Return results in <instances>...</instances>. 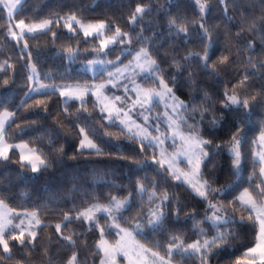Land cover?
Segmentation results:
<instances>
[{"label": "snow or ice", "instance_id": "6c2138e0", "mask_svg": "<svg viewBox=\"0 0 264 264\" xmlns=\"http://www.w3.org/2000/svg\"><path fill=\"white\" fill-rule=\"evenodd\" d=\"M215 2L221 6L224 18L231 21L233 17L229 15V7L235 10L236 0ZM23 3L24 0H0V19L6 16L8 21L7 24L0 25V31H4L7 38L15 41L21 52L15 63L10 62L11 57L0 63V76L4 77L0 86L7 87L10 83H15L19 65V70L27 73L26 80L29 84L24 95L33 102L29 104L22 101L15 109L0 105V163H18L22 170H30L32 174L38 175L62 160L65 155L64 146L53 147L55 141L51 137L47 140L46 151L41 146L44 137H39L36 141L13 143L9 134L12 125L16 124L21 108L36 115L41 109L45 114H50L49 102L52 96L58 94L63 111L59 113L56 122L63 126L64 122L68 121L69 131L78 137L76 151L70 159L75 160L85 154L90 157L107 156L127 160L145 174L137 177L134 187L129 189L127 195H110L104 203H101L99 198H95L91 203L85 202L86 206L59 213L62 218L54 225L45 223L40 218L38 209L18 213L10 207L8 197L0 193V262L11 261L19 250L34 252L41 230L54 227L55 233H49V247L45 250L46 264H53L55 259L51 253L53 235L56 237V243L62 244L66 249H74L60 264H86L80 259L78 247L79 235L83 233L64 234L68 223L75 220L86 224L88 232L99 233V238L91 248V264H97V257L98 264H173L176 257L180 258V264L185 260H192L193 264H211L213 256L232 246V241L238 238L236 229L241 226L248 227V235L253 237L251 246L246 247L241 256L229 264H257L258 261L259 264H264V123L259 135L252 141L253 170L249 176V187L243 188L231 200L223 198L232 190L247 158V153L243 150L245 125L249 123L254 107L258 104L264 105V85L252 91L250 83L253 78L264 77V60L252 55L241 59L243 50L237 47L234 54L233 45L229 43L224 45L215 60L212 59L215 54L216 33L221 27L217 24L213 28L208 24L207 17L212 0H190L194 13L198 14L197 18L189 19L177 13L167 19V39L175 37L173 44L177 40L188 43L193 36L202 44V51H189L183 57L165 51L167 68L161 66L159 47L152 43L163 33L154 31L151 37L143 35L146 30L145 17L154 11L151 3L136 4L127 17V31L115 21L87 22L75 11L64 15L52 13L38 21L35 18L31 21L27 18L16 19ZM261 3L264 5V0H261ZM170 7L171 5L167 8L161 5L155 12L166 14ZM241 20V31L235 36L229 34L228 39L238 40L246 26L254 36L259 33L260 40L264 43V6L258 16L252 15L251 18L242 11ZM138 24L140 31L133 36L132 33ZM61 27L71 34L69 39L77 40L76 47L71 44L60 46L58 51L64 54L63 58L75 61L81 55V34L83 42L88 43L90 39L91 50L89 52L85 49L84 52L91 54L92 59L86 60L85 69L94 75L106 74L101 82H44L52 79V74L39 72L37 58L33 56L28 40L37 35L51 33L52 42L55 44L58 32L54 28ZM134 43L141 46L134 49ZM117 48L120 54L116 59H108ZM246 48L250 52L254 50L255 39L247 41ZM124 56H131L126 64L122 63ZM189 61H195L196 65L217 83L221 82L219 77L232 70L235 65L234 70L240 79L236 83L224 82L222 93L214 99L207 88L199 87ZM173 69L172 75L169 76L168 72ZM185 69H189L185 77L187 86L193 93L200 91L203 94L198 104L195 103V95L191 96L189 102L177 95L181 87L180 77L184 75ZM10 70L12 76L8 75ZM138 80L150 82L152 86L145 87ZM109 85L113 89L122 88L123 95L109 96ZM33 94L38 98H33ZM89 95L95 98L91 112L87 106ZM72 101H78L80 105L75 112L70 111ZM217 102L220 107L219 115ZM159 108L163 111H155ZM96 111L99 112L101 128L105 129L103 135L111 137L113 133L109 126L117 128L121 136L139 146V158L137 155L129 156L123 153L113 156V153L105 151L99 142L98 130L81 122V112H88L90 118ZM197 114L199 119L196 118ZM205 121L210 126L208 137L204 135ZM36 123V120H25L23 127ZM225 126L229 131L232 128L236 130L228 140L214 143L211 132L221 130ZM16 129L22 130V125L16 124ZM169 146L174 149L171 153ZM225 147L231 158L229 175L233 179L219 188H214L212 185L218 175L213 171L209 178L204 169L209 161L213 162V169L217 167L214 157ZM17 153L19 159L15 160ZM150 168L154 173L151 177L147 174ZM169 180L173 182L172 185H169ZM253 180L256 181L254 185ZM161 185L165 187L161 189ZM180 185L194 198L206 202L201 219L196 218L198 213L194 209L184 213V222L187 223L189 219L193 222L192 232L196 239L191 242H188L186 233L179 230L171 232L165 226L166 221L179 222L181 219V201L178 196L174 201L173 194L168 190L171 186ZM137 201L140 208L136 215L126 216L125 213L131 211ZM145 204L148 205L147 209L144 208ZM237 212L242 213L239 219L236 217ZM146 230H151L154 234L168 231L167 242L162 244L160 240H155L142 243L138 237H142ZM84 246L88 247L87 242Z\"/></svg>", "mask_w": 264, "mask_h": 264}, {"label": "trees", "instance_id": "16d2710c", "mask_svg": "<svg viewBox=\"0 0 264 264\" xmlns=\"http://www.w3.org/2000/svg\"><path fill=\"white\" fill-rule=\"evenodd\" d=\"M143 2L145 4L151 3L154 11L152 14L145 17V37L153 36V32H162V36L155 38L152 43L154 46L159 47L161 66L168 67L167 58L164 56L165 51H171L178 57H183L189 51H202V44L196 40L195 36L188 43H183L177 40L173 44L172 39H167V19L174 14H180L187 16L189 19L197 18L198 14L194 13L193 6L190 0H24L16 19L32 20L35 18L37 21L42 18L48 17L52 13H59L64 15L70 11L78 12L87 22H95L98 20H105L107 22L115 21L119 23L124 30H128L126 23L127 17L134 9L137 3ZM237 8L233 10L229 7V15L233 17L231 21L226 20L223 16L221 6H219L215 0H212L211 9L208 13L207 21L210 27L215 28L217 24L221 27L216 33V45L215 54L212 59L215 60L220 52L224 49L226 43L232 44V52L235 54L237 47L243 50L241 59L252 55L254 58L264 60V43L260 40V35L257 33L255 36L252 32L244 27L242 34L238 40L228 39L229 34L235 36V34L241 31L239 27L242 24L241 12L244 11L251 18L252 15H259L261 7L264 6L261 0H236ZM163 5L166 8L171 5L170 11L165 13H157L155 9L160 8ZM150 22V24H149ZM6 16L0 19V25L7 24ZM58 32V39L55 44L52 42L51 33L47 35H37L34 39L29 38L28 42L31 45V51L33 56L37 58L38 70L40 73H51L52 79L44 81L45 83H76L83 84L85 81L91 83L92 81L99 82L106 77L99 73L95 75L90 74L82 68V64L87 59H92V55L85 53L84 50H91V40L88 43L83 42V35L79 37L81 41L79 47L81 49V55L77 57L75 61H68L63 58L64 54L59 52L58 49L61 45L71 44L73 47L77 46L76 38L69 39L70 33L64 28L55 29ZM140 31V25L138 24L133 36ZM255 39V48L251 52L246 48V43L249 40ZM22 43V42H21ZM141 45L134 43L132 47L138 49ZM119 49L113 51L108 57L115 60L119 55ZM21 55L20 48L17 47L16 42L7 38L4 31H0V63L5 59L11 57L12 63L17 61V58ZM26 55V54H25ZM131 59V56H124L122 63ZM235 59V56H234ZM191 65V71L194 72L198 80L199 87L207 88L210 94L215 99L219 93H222L224 82L231 81L236 83L240 79L237 75L235 65L232 66V70L219 77L220 83L209 78L207 73L202 71L195 61H189ZM243 66H241V71ZM173 70L168 72L171 76ZM189 69L184 70V75L180 77L181 87L177 91V95L189 102L191 96L195 95V103H199L202 98V93L196 91L193 93L192 89L187 86L185 77L187 76ZM12 76L11 70L8 73ZM27 73L19 70L17 65V71L15 74V83H10L9 86H0V105L8 106L11 109H15L17 105L22 101H27L31 104L33 101L25 97L24 93L28 91L29 84L26 80ZM4 79L0 76V82ZM143 84H151L150 82L141 81ZM252 85V91H256L262 85H264V77L253 78L250 81ZM116 91V90H114ZM113 91V92H114ZM111 92V93H113ZM33 98H38L33 94ZM88 110L92 111L95 98L91 95L88 96ZM70 111L75 112L80 107L78 101H72ZM217 115L220 114L219 103H216ZM39 114H33L32 112H25L24 108L19 111L16 124L22 125V130L16 129V124L12 125L9 134L12 136V141H36L39 137H44L42 147L48 150L47 140L51 137L55 144L53 147L64 146L65 155L62 160L54 163L53 167L46 172L38 175L32 174L30 170H22L18 163L7 162L0 163V193H3L8 197L7 202L10 207L14 208L18 213H22L25 210L31 212L33 210H39V215L45 223L54 225L61 220L59 213L66 212L74 207L79 208L86 206L85 202H94L95 198H99L101 203L107 201L110 195L118 194L120 197L127 195L130 188L134 187L135 181L138 176H143L144 171L137 170L135 164L130 163L127 160H120L116 158L78 156L75 160L70 157L75 153L78 145V137L69 131V123L65 121L63 126H60L56 119L63 111V104L58 94L51 97L49 102V113L45 114L43 110H38ZM81 122L87 123L92 128L97 129L99 132V142L105 148L106 152L113 153V156L117 153H123L125 155H137L139 158V146L134 142L129 141L125 137L121 136L115 127L109 126V130L113 133L111 137L104 136V128H101V121L99 119V112H93L89 118L88 112H81ZM197 119L199 115L197 114ZM231 117L229 116V120ZM36 120L37 123L30 127H23L24 121ZM75 123V121H73ZM106 123V122H105ZM264 123V105H256L253 109V114L247 125H245V143L243 150L247 153V158L243 162L241 167V173L239 178L235 180L232 190H230L223 198L225 200H231L233 196L238 195L239 191L245 187H249V176L252 173V141L259 135L261 125ZM227 124V122H226ZM204 135L208 137L210 135L209 125L205 121L204 123ZM236 129L232 128L231 131L227 129V126L221 130L211 132V138L214 143L220 141H226L231 137L232 132ZM151 156V150L148 152ZM15 160L19 159L18 153L14 157ZM214 161L217 165L215 169L212 167V161H209L208 166L204 169L205 175L211 178V174L214 171L218 175V179L213 183L214 188H219L233 179L230 175L231 158L227 154V148L225 147L219 154L214 157ZM258 168V166H257ZM147 174L151 177L154 173L152 169L147 170ZM255 180L252 181L254 185ZM173 182L169 180V185ZM124 186V187H118ZM165 186L161 185V189ZM173 194V200L179 197L183 212H181V219L179 222H172L171 220L165 222L166 229L171 232L179 230L180 232L188 235V242L196 239L195 234L192 232L193 222L191 219L184 222V213L191 212L193 209L198 213L197 219H201L204 215L205 203L198 198H194L190 192L185 191L183 185L171 186L168 189ZM219 198V197H218ZM148 205L145 204L144 208L147 209ZM140 208V204L137 201L134 203L131 211L126 212V216H134ZM231 211V209H229ZM242 213L237 212L236 217L239 219ZM247 215V213H243ZM103 222V221H102ZM205 227H209L205 225ZM238 232V238L232 241V246L225 249L222 253L212 257L211 264H229L230 261L235 260L237 257L245 251L246 247L251 246L252 236L248 235V227L241 226L236 229ZM168 231L154 234L151 230H146L142 237L138 239L142 243L153 242L160 240L162 244L167 242ZM75 232L79 235L78 247L80 252V259L86 264H91V248L95 244V241L99 238L98 232H88L87 225L81 222L73 220L68 223L65 229V235ZM49 233H55V228H44L39 234V241L37 242L36 250L34 252H28L26 250H19L16 252L14 258L11 261L0 262V264H46L47 256L45 250L49 247ZM212 234L211 231L209 233ZM51 253L55 257L53 264H60L62 260H66L74 249H66L62 244L56 243V237H51ZM87 242L88 247H85ZM97 259V264L99 257ZM173 264H180V258L176 257ZM183 264H193L192 260H185Z\"/></svg>", "mask_w": 264, "mask_h": 264}, {"label": "rangeland", "instance_id": "374dc122", "mask_svg": "<svg viewBox=\"0 0 264 264\" xmlns=\"http://www.w3.org/2000/svg\"><path fill=\"white\" fill-rule=\"evenodd\" d=\"M108 59H110L109 57H108ZM110 60H113V59H110ZM128 62V61H127ZM127 62H124L123 64H126ZM85 63H86V61L82 64V68L84 69V70H86L85 69ZM87 72H89L90 74H92V75H94V73L93 72H90V71H87ZM106 75V74H105ZM93 82V81H92ZM91 82V83H92ZM99 82H101V81H99ZM99 82H97V83H99ZM138 82L139 83H141V81L140 80H138ZM144 86L145 87H151L152 85L151 84H144ZM114 90H116V91H114ZM114 91V92H113ZM111 92H113V93H111ZM107 94L109 95V96H111V95H113V94H115V95H123V89L122 88H120V89H113V88H111V86L109 85V88H108V90H107ZM155 111H163V109L162 108H159V109H156ZM22 142H24V141H15V142H13V143H22ZM171 144V141H169V145ZM168 150H169V152L171 153L172 151H174V149L172 148V147H170L169 146V148H168ZM18 156H19V154H18ZM182 167L184 166V165H181ZM243 189H241L240 191H239V193L242 191ZM238 193V194H239ZM17 222H19V221H17ZM257 264H259V261L257 262Z\"/></svg>", "mask_w": 264, "mask_h": 264}]
</instances>
